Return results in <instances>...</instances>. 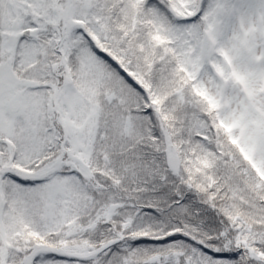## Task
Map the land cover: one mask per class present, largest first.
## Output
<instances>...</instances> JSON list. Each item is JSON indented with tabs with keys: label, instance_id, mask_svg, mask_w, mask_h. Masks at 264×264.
<instances>
[{
	"label": "snow or ice",
	"instance_id": "obj_1",
	"mask_svg": "<svg viewBox=\"0 0 264 264\" xmlns=\"http://www.w3.org/2000/svg\"><path fill=\"white\" fill-rule=\"evenodd\" d=\"M0 264H264V0H0Z\"/></svg>",
	"mask_w": 264,
	"mask_h": 264
}]
</instances>
